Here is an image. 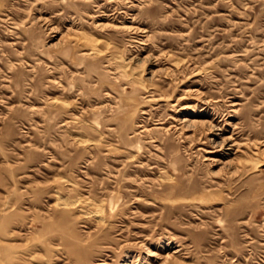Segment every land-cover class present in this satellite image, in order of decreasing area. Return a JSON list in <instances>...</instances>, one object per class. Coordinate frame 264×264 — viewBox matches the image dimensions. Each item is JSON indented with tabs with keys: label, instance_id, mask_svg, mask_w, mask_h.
Segmentation results:
<instances>
[{
	"label": "rangeland",
	"instance_id": "rangeland-1",
	"mask_svg": "<svg viewBox=\"0 0 264 264\" xmlns=\"http://www.w3.org/2000/svg\"><path fill=\"white\" fill-rule=\"evenodd\" d=\"M0 240L264 264V0H0Z\"/></svg>",
	"mask_w": 264,
	"mask_h": 264
},
{
	"label": "bare ground",
	"instance_id": "bare-ground-1",
	"mask_svg": "<svg viewBox=\"0 0 264 264\" xmlns=\"http://www.w3.org/2000/svg\"><path fill=\"white\" fill-rule=\"evenodd\" d=\"M2 239V238H1ZM0 241H2V240H0ZM4 241V240H3ZM2 243V242H1ZM6 244V243H5ZM9 245V244H8ZM7 245V246H8ZM13 249V247L12 246H9L8 247V250L6 251V253H4L5 254V256L7 255V258H8V260H14V258H15V255L14 254H12V252L14 253L15 251L14 250H12ZM17 253V252H16ZM19 253V252H18ZM17 253V254H18ZM3 254V255H4ZM20 256H22L23 254H19ZM25 257V256H24ZM2 259H0V264H9V263H11V262H7L3 257H1ZM22 259V258H21ZM28 260V259H27ZM16 261V260H15ZM23 261V260H22ZM21 261V262H22ZM28 262V261H27ZM16 263V262H15ZM23 263V262H22ZM18 264H19V262H18Z\"/></svg>",
	"mask_w": 264,
	"mask_h": 264
}]
</instances>
